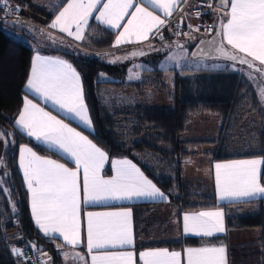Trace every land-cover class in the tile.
<instances>
[{
    "label": "snow or ice",
    "instance_id": "1",
    "mask_svg": "<svg viewBox=\"0 0 264 264\" xmlns=\"http://www.w3.org/2000/svg\"><path fill=\"white\" fill-rule=\"evenodd\" d=\"M180 2L186 3L187 0H61L59 9L53 11L55 18L48 28L83 40L89 20L94 16L96 21L108 28L119 30L113 45L118 47L133 42V38L140 42L160 33L162 28L168 26V18ZM7 3L8 0H0V5ZM218 6L222 12L218 25H209L205 29L209 33L215 30V35L210 41L201 40L200 44L212 45L219 56L247 65L264 76V67L255 64L259 62V66H264V0H219ZM208 7L212 5L208 4ZM13 10L20 11L18 6ZM196 15L200 17L199 9ZM183 20L182 17L181 23ZM186 26L194 31H199L201 27L193 29L191 24ZM176 35H180V32L177 31ZM184 35H190V32ZM226 45L235 51H229ZM144 54L143 51L130 53L131 56ZM249 77L253 78L251 73ZM25 88L28 93L50 102L53 107H58L85 126L92 127L81 74L68 61L42 56L37 52L32 58ZM261 96L264 99V89ZM14 124L27 136L58 149L74 164L70 168L38 155L26 145L19 148V167L29 193L34 223L50 240L54 235L62 237V244L57 245L58 250L62 251L64 245L79 248L86 244V255L74 254V259L83 264H89V257L90 264H226V247L223 245L188 247L181 251L149 248L137 253L130 208L122 211H88L86 238L82 239V204L108 206V201L118 203L133 199L167 202V196L136 164L126 158L111 161V177L101 175L109 159L108 153L87 135L34 103L27 94L23 97ZM9 143L13 141L6 140L5 147ZM262 165V159L215 163V189L219 199L254 202L257 197L264 198ZM0 191L8 190L0 188ZM182 228L186 235L211 237L214 233L225 231L224 213L219 209L184 213ZM12 252L17 256L22 255L15 248Z\"/></svg>",
    "mask_w": 264,
    "mask_h": 264
},
{
    "label": "crops",
    "instance_id": "2",
    "mask_svg": "<svg viewBox=\"0 0 264 264\" xmlns=\"http://www.w3.org/2000/svg\"><path fill=\"white\" fill-rule=\"evenodd\" d=\"M64 2H66V0H64ZM184 3L185 2H180L177 5L176 11H174L173 14L168 18V22H167L168 26L162 28L160 30V33H156L155 35H150L147 40H143L140 42H136L135 38H133V42L121 44L118 47H114L113 45L115 43L116 34L119 30L108 28L106 25L100 23L99 21H96L94 19V16L89 20V27H87L85 30V34H84L85 38L83 40H76L74 39V37L67 36L66 33L59 32L57 29L48 28V24L51 22L52 19L55 18L53 15V11L59 9L61 0H8L7 5H0V7L5 13L4 20L6 21V23H8V28H7L8 32L11 35L16 36L20 40L24 41L29 46H31L34 50L33 56L37 52H39L40 55L42 56L58 57L60 59L66 60L69 63H71L62 55L53 53L52 50H58L62 52H67L69 54H73L72 52L66 49L74 48V45H77L79 54L81 55H76L75 53L74 55L78 57L86 58L82 55L91 54V56L87 59L97 57L100 59L101 62H103L108 66H110L111 64L113 66L128 65V67L125 70H123L124 73L126 72V70L129 69V67L130 69H133L134 79H132L130 76H127L123 82H115V84L103 85L101 87L100 96L103 105L109 108L113 114L117 115V117H120L119 125H118L119 135H121L123 139H129V138L135 139L136 136H138V133L134 130V125L132 123L133 117L132 115L126 113L127 110H131V109L136 110V109H141L143 107L170 108L176 104V95L179 96V98L181 97L182 101L188 102L191 100V97H198L199 99L202 100L207 99L206 97H208L210 93H208L207 90H204L200 94L195 90L194 92H188V91L182 92L179 89L180 85L178 87V82H180V79H184L185 81L191 78L192 76L191 74H193V72L195 73L198 71L183 69L181 73H179L173 70L167 71L164 68L154 69V70H144L143 67L141 66L143 62L142 58L138 56H135L133 59H131L130 57H125L120 59L119 62H113V63H107L106 61H103V58L111 54H117L119 56L125 53H131L134 51L140 52L145 50L149 51L150 55H153L155 51L157 52L159 51V49L162 48L167 49L168 45H170L169 48L172 49V53L182 52L186 58V62L190 63V61H192L191 43L196 38L200 40L205 39V37L202 35L204 34L202 27L205 26L204 24L206 23L200 22V18H197V16L190 13L187 16H185L182 23L183 27L185 29H188L190 35L184 36L183 39L179 37L177 38L174 37L178 35H176L172 21L173 18L179 13V10H181L184 7ZM17 6L20 9V11L18 12L13 10ZM188 24H191L193 26V29H195L196 26H201L200 30L199 31L190 30L186 26ZM208 25H214V24L209 23ZM104 32L114 33L111 50H102L107 47L106 41L101 39V36ZM40 35L46 37L47 39H50V43L47 42V44H52V45L50 46L40 45L35 39L36 36H40ZM193 35L194 37L192 38L191 36ZM173 43H175V45H171ZM181 45H183V47H180ZM227 47L230 48V46ZM213 61H218L217 63H224V62H219L224 60L213 59ZM226 62L231 63L228 61ZM137 63H139L138 69H134L133 66H130ZM233 64L236 65L235 68L233 66H228L229 64L226 63L216 64V67L223 66L220 67L222 69L215 67L214 69H203L200 70L199 72L201 73L203 72L202 74H204L205 71H213V72L205 73L204 75L208 74L205 77H207L208 79L229 80V82H233V84L235 83L234 84L235 87L233 86L234 91L233 90L229 91L225 87V89L228 91V95L232 98H236L237 95L235 89L238 87L237 81L240 78L242 79L244 78L248 82L246 87V94L253 96L256 93L253 90V88L255 89L254 84L264 83V76H261L260 73L255 71L254 69H249L247 65H238L235 63ZM255 64L258 67H264V66H259V62H255ZM219 71H226V72H219ZM168 72L174 73L175 75L173 80V86L169 87L163 82L164 87L160 89L159 88L160 85L158 87V82L160 79H162L163 81L166 76V73ZM250 73L251 76L253 77L251 79L249 77ZM101 74H100V79L102 76ZM147 80H149V82H154V85L144 86L145 84L143 82ZM104 82H112V81H104ZM83 90H84V85H83ZM150 90L154 91L155 95L160 94L166 99V103L164 104V106L144 105L141 103L142 100L149 98ZM24 91H25V95L27 94L29 99H32L34 103H38L40 107L45 109V111H50L52 115L57 116L58 119H63L65 123H68L71 127L76 128L77 131H81L84 135H87L89 139L93 140L91 136L94 133L93 123H92V127H87L83 123H81L78 119H74L73 117L66 115L65 112L60 110L58 107H53V105L50 102L45 101L44 99L38 96H34L33 94L28 93L26 88H24ZM179 92L181 93L179 94ZM84 95H85V91H84ZM254 96L257 98L256 95ZM85 103H86V98H85ZM249 106L250 105H247L244 108V110L247 113L251 112V118H247V119L251 124L250 147L252 149L253 145L255 144L253 140L256 136L257 130L261 127L260 125L261 122H259L258 116L254 115L251 107ZM88 114L90 116L89 108H88ZM193 119L197 120L199 126L197 124L194 127H192ZM201 125H204V127L202 128ZM237 127L238 125H235V123L229 126V123L223 122V120L219 116L213 113L202 112L192 115L186 127V131L182 136L183 140L188 143V150L194 154V156L190 158L183 166V170H182L183 179L185 180V182L187 183L188 187L190 188L193 194L198 196H205V195L214 196L216 206L180 210V208L175 206L169 200L167 194L161 190V188L156 184V182H154L150 177H148L167 196V202L159 201V200H150V199H133L131 201H122L118 203L113 201H108L107 202L108 206H95V205L82 204L81 206L82 239L86 238V228H87L86 213L88 211H92V212L122 211L125 208H130L131 226L134 230V247L137 253L149 248H167L169 251H181L182 249L188 247H211V246L218 247L223 245L226 247V264H264V227L262 228L257 225H252L253 223L249 224L250 221L245 220L250 216L252 217L258 215L260 212H263L262 216L264 218V203H260V201L264 200V198L257 197V199L254 202H230L226 200L222 201L219 199L215 189V175H214L215 163H225L231 160H243V159L264 160V156H253V157L245 156L246 153L240 151L238 144L239 140L237 139V136L233 131V129L234 128L237 129ZM16 128L24 136H26V138L31 140L35 145L43 147L44 149L54 153L59 158L41 155L35 150L33 146L29 144H23V145L32 148L33 151H35L38 155L42 157H47L49 159L56 160L57 162L63 163L70 168L74 167V164L66 156H64V154L61 153L58 149L54 147H49L48 145L44 144L42 141H37L34 137L27 136L18 127ZM132 131L134 132L132 133ZM141 134L142 133L140 132L139 135L141 136ZM5 141L6 138L0 135V161H2V163H0V174L3 173L2 177L4 182L3 183L1 181L0 185L3 184L5 187H7L8 185L7 178L11 170L8 169V166L4 161L5 160L4 153L7 148V146L5 147ZM93 142L96 143L99 147H101L95 140H93ZM19 148L17 154L18 172L20 173L23 184L27 190L23 177V172L19 167V160H20ZM102 149L106 151L104 148ZM106 152L108 153V151ZM209 154H214V156L212 157ZM108 157L109 159L105 162L104 168L101 171V175H103L104 177H111L113 175L111 161L115 159H124V158L129 159L134 164H136L137 167L141 169V171H143L141 166L138 163H136L130 156L112 157L108 153ZM142 161L150 167H152L149 164L150 162L153 165L155 164L156 167H152L155 172H156L155 168L159 169V167L161 166L162 169H159L161 173L156 172L157 174H163L168 170L165 168L163 159L159 156L148 154L147 157L144 158ZM261 169L262 171H264V165L261 166ZM261 182L264 183V177L261 178ZM7 190H9L8 187ZM29 203H30V197H29ZM217 209L223 211L224 213V226H225L224 232L214 233V235L211 237L186 235L183 232L182 217L184 213H196L200 211L217 210ZM30 211H31V206H30ZM15 233L16 232H12L11 234L14 235ZM40 233L43 236H45L41 231ZM51 239H57L58 241L61 242L60 244H62V237H59L58 235L52 236ZM172 243L178 245L176 247L161 246L162 244H172ZM30 245L33 247L34 244H30ZM13 248L18 249V247L16 246H14ZM33 248L38 250L37 246ZM65 253H67V256L65 255ZM77 253L80 255H86V244H82L79 248H72L67 245H64L62 251L58 250V256H59L58 264H83L82 261L77 262L74 259V254ZM42 254L49 261V263L53 264V258L48 252ZM89 264H90V257H89Z\"/></svg>",
    "mask_w": 264,
    "mask_h": 264
},
{
    "label": "trees",
    "instance_id": "3",
    "mask_svg": "<svg viewBox=\"0 0 264 264\" xmlns=\"http://www.w3.org/2000/svg\"><path fill=\"white\" fill-rule=\"evenodd\" d=\"M4 19L5 13L0 7V134L10 133L11 135L4 137L13 141V143L7 144L4 153V161L11 172L7 178L9 190L0 192V264H26L12 252L14 246L19 247L25 243L34 244L40 253L48 252L53 258V264H58L57 245H61V242L43 236L36 227L30 211L29 194L18 172L17 154L21 145L29 144L41 155L59 157L43 147L35 145L14 124L25 96L24 88L30 72L34 50L24 41L8 32V23ZM213 20L214 16L211 11L208 15L200 18V22L215 25ZM113 37L114 33L112 32L102 34L101 39L105 40L107 44V47L102 50L112 49ZM174 37L184 38L179 35ZM199 41L198 38L192 41L191 51ZM52 51L69 60L82 75L86 103L94 126L92 139L108 151L112 157L130 156L180 210L216 206L214 196L193 194L182 176L183 166L194 156L188 150V143L182 138L192 115L209 112L219 116L223 122L229 123V126L233 123L237 125V121L242 117L240 112H243L244 108L250 105L254 115L258 116L261 127L257 130L253 140L255 142L252 148L253 152L246 153L245 156H264V110L256 102L254 95L246 94L248 82L244 78L237 81L238 87L235 88L237 95L236 98H232L225 89V84L229 80L205 77L208 75H204L205 73L213 71H205L204 74H202L203 72H193L189 79L193 78V81L196 84L200 83L201 86L211 85L207 89V92L210 93L206 97L207 99L191 97L190 101L184 102L181 97L176 95V104L170 108L143 107L127 110L126 113L133 117L132 123L138 136L135 139H123L118 132L120 117H117L103 105L100 96L103 85L115 84V82H104L100 79V74L110 70L111 67L101 62L97 57L87 59L67 52ZM182 81L184 79H180L178 87L180 85L179 89L185 92L182 88ZM143 83L144 86L154 85V82H149V80ZM158 87L160 89L164 87L162 79L159 80ZM140 132L142 133L141 136L139 135ZM148 154L161 157L165 168L168 169L167 172L157 174L152 167L145 164L142 160ZM209 155L214 156V154ZM260 203H264V200H261ZM262 215L263 212H260L258 215L250 216L245 220L250 221L249 224L253 223L252 225L263 228L264 218ZM12 232L16 233L12 235ZM177 245L172 243L161 246L176 247Z\"/></svg>",
    "mask_w": 264,
    "mask_h": 264
},
{
    "label": "rangeland",
    "instance_id": "4",
    "mask_svg": "<svg viewBox=\"0 0 264 264\" xmlns=\"http://www.w3.org/2000/svg\"><path fill=\"white\" fill-rule=\"evenodd\" d=\"M209 9L211 12H213V16H214L213 22L215 23V25H218V22L220 20L222 12H221V9H219L216 6V0H215L214 6H212ZM203 31L205 32V29ZM202 35L205 38H208L210 36L209 34H207V32H205ZM187 36H189V35H187ZM191 37L193 38L194 35ZM35 39L42 46L52 45V44H47V42L50 43V39H47L44 36H41V35L36 36ZM171 45H175V43H173ZM169 46L170 45H168L167 49L162 48V49H159V51H157V52L155 51L153 53V55H150V52L147 50L143 51L145 53L144 55H137L138 57L142 58L143 62L141 64V66L143 67V69L144 70H154V69L164 68L167 71L173 70V71H177V72L181 73V71L183 69L191 70V71H198V72L200 70H203V69H214L216 67V64H225L226 63V64H229L228 66H233L234 68L236 66L233 63H227L226 61H219V62H224V63H217L218 61L208 60V59H204V58H198L197 59V58H194L192 56V54H191V60L192 61H190V63H187L186 58L182 52L172 53V49H170ZM66 50L72 52L73 55H74V53L76 55H81V54H79L77 45H74V48H70V49L68 48ZM82 56L89 58L91 56V54L90 55H82ZM125 57H130L131 59H133L135 56H131L130 53H125V54H122L119 56L117 54H111V55H107L106 57H104L103 61H106L107 63H113V61L119 62L120 59L125 58ZM170 57L172 59H170ZM110 66H111V69L108 70L109 72L106 71L105 73L102 74L101 80L112 81V82H123L127 76H130L132 79H134V71H133V69H130V67L128 70H126L125 73L123 72V70H125L128 67V65L113 66L111 64ZM130 66H133L134 69H138L139 63L133 64ZM224 66H226V65H224ZM220 67H223V66H220ZM220 67H216V68H220ZM220 69H222V68H220ZM174 77H175L174 73L168 72V73H166V76H165L163 82L167 86L172 87ZM234 84H233V82H228L227 84H225V86L227 89L230 87L229 91H231ZM202 86L200 83L196 84V82L193 81V78L189 79V80L182 81V88L185 90V92H186V89L188 90V92H194V90L197 91L199 89L198 93L201 94L204 90H207L211 85H206V86L202 85ZM254 87H255V89L253 88V90L256 92L254 95L257 96L256 102L259 103V105L261 106V109L264 110V99H262V96H261V90L264 89V83H261V84L255 83ZM189 88H190V90H189ZM213 88H215V87H213ZM216 90H217V88H216ZM149 94H150L149 98H146V99L141 101L142 104L152 105V106L153 105L164 106V104L166 103V99L162 95H160V94L155 95L154 91H152V90L149 91ZM240 115L242 117L237 121L238 127H237V129L234 128L233 131L235 132L237 139L239 140L238 144H239L240 151H242L244 153H251V151H252V149L250 147L251 124L249 123V120L247 119V118H251V112L247 113L244 110L243 112H240ZM197 124H198L197 120L193 119L192 127H194ZM198 126H199V124H198ZM201 126H202V128L204 127V125H201ZM6 140H7V138H6ZM149 164L152 167H156L155 164L153 165L151 162ZM159 169H162V167L160 166ZM159 169L155 168L156 172L161 173V171ZM2 174H0V176H1L0 182L1 181L3 182V177H2L3 175ZM0 188L7 189V187H5L3 184L0 185Z\"/></svg>",
    "mask_w": 264,
    "mask_h": 264
},
{
    "label": "built area",
    "instance_id": "5",
    "mask_svg": "<svg viewBox=\"0 0 264 264\" xmlns=\"http://www.w3.org/2000/svg\"><path fill=\"white\" fill-rule=\"evenodd\" d=\"M208 4H211L214 6L215 0H187L186 3H184V7L179 10V13L173 18L172 24L174 26L175 32L179 31V36H186L184 33H189L188 29H185L183 27V24L181 23V18H185L188 14L192 13L193 15H196L197 9H199L201 15L199 18H201L204 15L209 14V7ZM203 5V6H202ZM177 25H180V27H177ZM203 30L209 26L208 24H204ZM215 30H213L211 33L207 32V34L211 35L214 33ZM203 31V33H205ZM17 222V220H16ZM18 250L22 252V255H19L18 257L23 260L26 264H51L49 261L45 258V256L40 253L38 250L34 249L29 243L22 244L18 247Z\"/></svg>",
    "mask_w": 264,
    "mask_h": 264
},
{
    "label": "water",
    "instance_id": "6",
    "mask_svg": "<svg viewBox=\"0 0 264 264\" xmlns=\"http://www.w3.org/2000/svg\"><path fill=\"white\" fill-rule=\"evenodd\" d=\"M219 0H216V6L219 8ZM220 9V8H219ZM215 35V31L213 34H211L208 38L202 39L203 41H210L213 39V36ZM201 41V40H200ZM200 41L196 44V46L194 47V49L192 50V56L194 58H204V59H208V60H213V59H217V60H224V61H228L231 63H235L238 65V62H233L230 61L222 56H219L214 50H213V46L209 45V44H200ZM227 47V46H226ZM229 49V51H233L232 49H230L229 47H227ZM193 53H196V55H193ZM239 54V53H238ZM241 55V54H239Z\"/></svg>",
    "mask_w": 264,
    "mask_h": 264
}]
</instances>
